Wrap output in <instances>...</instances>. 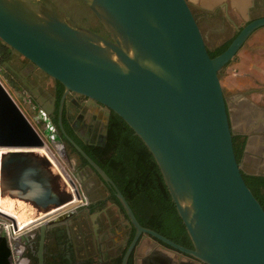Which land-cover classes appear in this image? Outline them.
<instances>
[{
	"label": "water",
	"instance_id": "1",
	"mask_svg": "<svg viewBox=\"0 0 264 264\" xmlns=\"http://www.w3.org/2000/svg\"><path fill=\"white\" fill-rule=\"evenodd\" d=\"M81 1L107 35L69 22L53 0H0V40L58 80L64 93L86 95L116 112L151 152L192 247L141 227L115 186L137 227L134 241L144 230L204 264H264V208L236 159L219 76L248 36L264 25V15L249 18L251 1L247 22L212 56L189 0ZM23 83L44 109L45 97L38 88L26 80ZM62 102L63 96L61 130ZM51 130L48 123L40 132L0 80V146L20 148L12 152L23 157L8 161L5 178L16 190L44 204L48 198L63 201L64 197L60 191L57 196L51 193L54 188L28 154L42 145L48 149L47 139L60 141ZM62 172L79 197L73 179ZM70 200L39 214L26 228L64 209ZM0 214L11 220L14 229L24 228H17L14 216L1 210ZM45 227H40L39 264H43ZM0 264H13L12 248L4 234L0 235Z\"/></svg>",
	"mask_w": 264,
	"mask_h": 264
},
{
	"label": "flooded vegetation",
	"instance_id": "2",
	"mask_svg": "<svg viewBox=\"0 0 264 264\" xmlns=\"http://www.w3.org/2000/svg\"><path fill=\"white\" fill-rule=\"evenodd\" d=\"M53 1L64 13L70 11L76 15L75 17L65 15L69 22L86 26L104 35L108 34L92 11L81 0L78 1L88 8V15L76 6L74 0H70V3L68 0L66 7L58 5L57 0ZM189 3L205 41H207L208 31L214 29L212 26L215 19H219L224 26L231 27V34L223 42L227 40L230 42L238 28L247 22L246 18H241V22H238L232 17L229 10L230 0H222L216 5H204L195 2V0H189ZM252 5L254 6L250 7L252 11L250 10L249 18L260 16V14L254 13L259 4L255 1ZM202 21L206 23V29L203 28ZM238 53L239 50L227 64L234 63L238 59ZM1 54L2 52H0V67H4L10 73L11 80L15 85L25 87L23 92H28V101L32 110L35 111L36 116L39 114L36 118L37 121L43 127L49 123L52 126L51 132L58 136L60 142L65 146L63 155L66 159V167L63 170L69 178L73 179L79 194L77 198L73 194L74 198L70 200V207L67 206L43 217L27 228L25 232L19 233V243H14L18 253L17 264H39L37 250L42 224L46 225L42 242L43 264H122L125 256V264H181L183 262L204 264L190 258L178 249L171 248L144 230L139 232L134 241L137 227L116 195L117 184L108 174L111 181L103 178L74 145H78L90 156L85 150L86 147L103 144L111 109L86 95L70 90L64 93V87L60 88L57 80L53 78L51 85L45 89L41 85L40 79L33 80L31 70H24V65L17 67L11 62L10 56L1 60ZM30 63L33 68H37L32 62ZM13 78L19 80L20 84H17ZM24 80L32 87L36 86L45 97L44 109L35 101L28 87L23 83ZM255 81L256 84L248 87L242 86V89L233 87L231 89L233 93L230 95L224 88V96L232 132L240 134L243 139L240 155L238 158L236 157L242 173L264 175V82L256 79ZM251 94L258 95V97L253 99ZM62 96L60 118L63 130L58 123ZM230 101H233L237 106L233 112L230 109ZM232 113L236 118V123H239V128L233 127ZM48 142L52 143L54 140L49 139ZM82 157L86 162H83ZM247 164L261 170L247 171L243 167ZM70 168L73 169V172H70ZM91 175L95 178H90ZM92 190H95L96 193H91ZM123 196L141 227L150 228L185 247H192L181 218L179 217V222L172 211L166 209L161 211L139 210L124 194Z\"/></svg>",
	"mask_w": 264,
	"mask_h": 264
},
{
	"label": "trees",
	"instance_id": "3",
	"mask_svg": "<svg viewBox=\"0 0 264 264\" xmlns=\"http://www.w3.org/2000/svg\"><path fill=\"white\" fill-rule=\"evenodd\" d=\"M96 29V28H95ZM229 43L222 42L209 49L210 55L221 52ZM1 60L10 56V47L0 40ZM60 88L63 86L58 80ZM233 147L238 158L243 146L240 134H233ZM91 158L115 181L119 190L133 202L139 210H169L177 217L172 201L164 183L159 167L129 124L116 112L111 110L106 136L103 144L85 148ZM83 162H86L82 157ZM253 194L264 208V175L242 173Z\"/></svg>",
	"mask_w": 264,
	"mask_h": 264
},
{
	"label": "rangeland",
	"instance_id": "4",
	"mask_svg": "<svg viewBox=\"0 0 264 264\" xmlns=\"http://www.w3.org/2000/svg\"><path fill=\"white\" fill-rule=\"evenodd\" d=\"M74 1H76V6L80 7L79 9H81L82 12H84L86 15L89 14V12H88L89 10H88L87 7H85L84 5L79 3L78 0H74ZM77 1H78V3H77ZM67 2H68V0H57L58 5H60V6L63 5L64 7H66ZM68 3H70V0H69ZM62 13L64 15H66V16H68V15L71 16V17H75L76 16L75 14L71 13L70 11H67L66 13H64L62 11ZM92 22H93V19H92ZM201 23H202L203 28L206 29V27H207L206 23L203 22V21ZM221 23L222 22H220L219 19H215L213 21V26H212L214 28L213 29L214 31L213 30L212 31L209 30L208 33H207L206 44L208 45V47L210 49H213L217 44H220L221 42H223V40L226 37H229V35L231 34V27L224 26ZM258 51H263V49L262 48L258 49ZM260 53H262V52H260ZM10 58H11V62L14 65H16L17 67H19L21 65H24V67H25L24 70H31L33 80L40 79L41 85L45 89H47L51 85L52 77L47 75L45 72H43L39 68H33V66L30 63L31 61H29L27 58H25L19 52L12 51L11 48H10ZM232 65H233V63L227 64L221 70V72L219 73L220 80L222 82L223 88H226V91H227L228 95L233 93L232 90H231V89H233V87H237V88L239 87V89H240L242 86H244V80H243V78H241V74H240L241 72L234 71L233 68H232ZM0 80L3 82L5 87L9 90V92L12 94L14 99L18 102V104L23 109V111L26 113L27 117L34 124V126H36V128H38L40 130V132H42V130L45 127H43L42 124L39 121H37V119H36L37 116L35 115V111L32 110L31 104L28 101V97H29V95L27 94L28 92L27 91L23 92V89L25 90V87H23L21 85H15L12 82V80H11L10 73L7 70H5L4 67L3 68L0 67ZM15 81H16L17 84H20L19 80L16 79ZM254 95L251 94V97L253 99L258 97V95H255V96ZM236 107L237 106L233 103V101H230V109H231L232 112L234 111V109H236ZM232 116H233V127L234 128H239V123L238 122L236 123V118L234 117L233 113H232ZM46 142L49 145V148L46 149V150L48 152H50V154L52 153L51 155H52L53 158L51 157L50 154H48V152H46V150H44V149H41V150H43L46 153V155H47L48 159L51 161V163H55L58 171L60 172V175L62 176V178L64 179V181L66 183V186L71 189L69 183L66 180V177H65L64 173L62 172V169L66 167V159H65V156L63 155V153H64L63 149H65V146L63 145L62 142L56 141V140H54V142H52V143H49L48 140H46ZM0 149H3V150L7 149L9 152L14 150V149H11V148H0ZM10 159H12V157H10V156L9 157H5V160L3 162L4 163H8V161ZM243 167L247 171L248 170H258V171L261 170V169H258V167H255V166L251 167V166H249V164L244 165ZM70 172H73V169L70 168ZM89 177L90 178H95V176H93V175H91ZM71 191H72V189H71ZM91 193H96V191L92 190ZM72 197L74 198V195ZM69 205H68V207H70ZM56 206L57 205H55V207ZM23 227H20V228H23ZM26 230H27V228L24 227L20 231V233L21 232H25Z\"/></svg>",
	"mask_w": 264,
	"mask_h": 264
},
{
	"label": "bare ground",
	"instance_id": "5",
	"mask_svg": "<svg viewBox=\"0 0 264 264\" xmlns=\"http://www.w3.org/2000/svg\"><path fill=\"white\" fill-rule=\"evenodd\" d=\"M0 148H11L16 149V151H22L20 148L6 146H0ZM41 149L46 150L43 145L38 148H31L29 150L31 153L28 154V158L33 160V164L43 172L48 184L54 188L51 190L52 194L57 196L59 193L58 191H60V195L64 197L63 201L73 198L71 189L66 186L55 163H51L46 153ZM46 152L48 151L46 150ZM48 154H50V152H48ZM9 156L12 158L15 157L16 159L18 156V160L23 158L17 152H9L7 149H0V210L14 216L17 228L26 227L33 218L54 208L55 205H59L63 201H61L62 199L55 200L54 198H48L46 204L43 202L39 203L42 199H32V197L28 196L27 192L21 193L20 190H16L15 187H12L10 185L11 183H8L7 178H5L8 163L3 162L5 157Z\"/></svg>",
	"mask_w": 264,
	"mask_h": 264
},
{
	"label": "crops",
	"instance_id": "6",
	"mask_svg": "<svg viewBox=\"0 0 264 264\" xmlns=\"http://www.w3.org/2000/svg\"><path fill=\"white\" fill-rule=\"evenodd\" d=\"M222 0H195V2L202 3L204 5L217 4ZM230 13L238 22H241V18H246L247 7L251 1L257 2L259 5L255 9L254 13L264 15V0H230ZM254 6V5H253ZM252 6V7H253ZM252 9L249 8V14ZM264 26L258 28L252 33L249 39L239 49L238 59L234 61L232 68L234 71L241 72V78L244 80V86L248 87L254 85L256 80L264 82ZM211 31V30H210ZM263 51H258V49ZM262 52V53H260ZM247 83V84H246ZM256 84V83H255ZM162 253L165 251H161ZM170 252V251H168ZM166 253V252H165ZM178 264V263H177ZM188 264V263H181Z\"/></svg>",
	"mask_w": 264,
	"mask_h": 264
},
{
	"label": "built area",
	"instance_id": "7",
	"mask_svg": "<svg viewBox=\"0 0 264 264\" xmlns=\"http://www.w3.org/2000/svg\"><path fill=\"white\" fill-rule=\"evenodd\" d=\"M20 229H22V228H20ZM20 231L14 229L12 227V222L10 219H8V218H6L0 214V235L4 234L7 237L8 243H9L10 247L12 248L13 264H17L18 253H17V248H14V243H15L16 237H18Z\"/></svg>",
	"mask_w": 264,
	"mask_h": 264
}]
</instances>
